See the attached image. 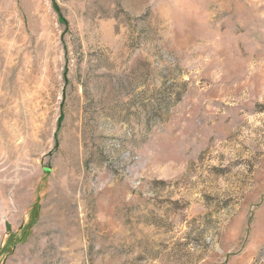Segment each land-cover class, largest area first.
<instances>
[{
	"label": "rangeland",
	"instance_id": "1",
	"mask_svg": "<svg viewBox=\"0 0 264 264\" xmlns=\"http://www.w3.org/2000/svg\"><path fill=\"white\" fill-rule=\"evenodd\" d=\"M0 264H264V0H0Z\"/></svg>",
	"mask_w": 264,
	"mask_h": 264
}]
</instances>
